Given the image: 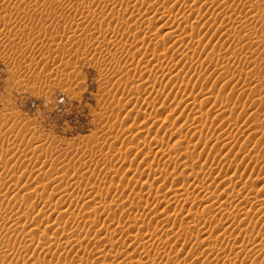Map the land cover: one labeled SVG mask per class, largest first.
Returning <instances> with one entry per match:
<instances>
[{"label":"rangeland","instance_id":"obj_1","mask_svg":"<svg viewBox=\"0 0 264 264\" xmlns=\"http://www.w3.org/2000/svg\"><path fill=\"white\" fill-rule=\"evenodd\" d=\"M98 1L101 0H90L92 7L82 10L73 7L76 0H0V186L6 192V197L0 198V223L12 217L23 228V232L15 226L0 229V264H39V251L46 254L50 264H66L60 263L55 252L65 242L63 248L76 254L75 264H108L111 260L97 258L95 237L102 242L112 237L120 246L134 233L154 231L169 240V247H142V242L137 241L135 246L121 247V251H127L128 264L144 260L158 264L162 255L168 254L169 264H264V248L249 251L252 236L244 222L236 225L234 234L221 235L231 221L221 213L214 214L219 200L231 197L239 202L240 209L264 219V0H173L167 11L163 0H117L123 6L114 13L102 8ZM113 1L116 0H104L106 4ZM164 17L178 20L176 24L182 21L184 29L174 24L175 30L166 31L162 26ZM113 29L119 30L122 38ZM138 45L163 50L157 51L161 56L166 51L176 60L187 55L185 68L180 66L186 71L180 78L188 89L186 93L193 95L202 89L211 96L202 119L205 121L215 110L226 115L223 122L206 131V138L200 140L186 128L179 132L189 111L175 103L176 90L161 91L166 82L162 79L176 71L166 66V73L152 74L145 55H138L135 49ZM157 62H151L150 67ZM139 70L143 71L140 80ZM157 87L161 94L165 92L164 97L157 96ZM167 94L175 102L162 113ZM146 110L154 113L153 119L140 117L138 112ZM165 115L169 116L168 123L162 126ZM150 127L160 130L157 139L163 148L171 144L185 152L187 145L200 144L198 149L192 148L194 153L191 150L185 156L179 152L159 156L155 153L157 147L150 146L151 153L136 160L141 146L153 138L147 133ZM172 131L179 134L176 132L178 137L168 143L166 139ZM229 133L232 142L225 144ZM123 157L126 162L122 163ZM172 161L180 164L178 170L163 173L153 186L155 190L161 184H183L188 188L190 182L177 183L176 179L189 173L192 181L197 176L200 183L211 181L209 193L200 195L184 209L174 204L169 209L171 223H164L166 214L160 209L157 216L137 224V228L131 227L128 233L129 229L123 228L128 214L119 210L111 214L104 207L113 206L119 193L136 199L138 210L153 205L152 194L145 192L150 187L136 182L128 173L130 169H147L145 174L150 175L155 166ZM151 168L154 169L149 171ZM92 184L99 191L80 202L79 195ZM12 193L20 194L21 201L12 198ZM45 197L58 202L60 210L55 213L48 205L42 209ZM174 212L179 215L174 217ZM103 213L112 220V228L100 237V224L87 225V220ZM200 218L209 222L208 227L197 224ZM48 224L53 227L48 228L50 231L46 229ZM35 227H39L37 233ZM64 231L74 234L64 238ZM83 240L85 246L80 244ZM210 245L231 253L226 258L208 253ZM9 246L16 248L8 250Z\"/></svg>","mask_w":264,"mask_h":264},{"label":"bare ground","instance_id":"obj_2","mask_svg":"<svg viewBox=\"0 0 264 264\" xmlns=\"http://www.w3.org/2000/svg\"><path fill=\"white\" fill-rule=\"evenodd\" d=\"M146 1H148V2H150L151 0H145V2ZM164 2H162V3H164L165 4V10H166V8L168 7V6H170V2L171 1H173V0H163ZM175 1V0H174ZM73 2V1H72ZM71 2V3H72ZM180 2V1H179ZM194 2V1H193ZM197 2V1H196ZM47 3V2H46ZM91 3L92 2H90V0L88 1V0H76V4H74V6L73 7H75V8H77V9H82V10H88V9H90L92 6H90L91 5ZM161 3V4H162ZM180 3H182V0H181V2ZM187 3V2H186ZM186 3H184L183 2V4L185 5ZM98 4H102V5H100L102 8H104V9H108V10H110V11H112V13H114V10L116 9V8H121V6H123L122 5V3L120 4L117 0L116 1H113L112 3H109V4H106L105 2H104V0H103V2H102V0L101 1H98ZM127 4V3H126ZM172 4V3H171ZM226 4V3H225ZM71 5V4H70ZM73 5V4H72ZM94 5V4H93ZM187 5V4H186ZM196 5V4H195ZM162 6H164L163 4H162ZM192 7H193V5H191ZM197 6H198V3H197ZM196 6V7H197ZM235 6V5H234ZM72 7V6H71ZM187 7V6H186ZM188 7H189V5H188ZM194 8V7H193ZM163 9V8H162ZM169 9V8H168ZM167 9V10H168ZM197 9V8H196ZM195 9V10H196ZM201 9V8H200ZM166 10V11H167ZM187 11L189 10L188 8L186 9ZM163 11H164V9H163ZM170 11V10H169ZM184 11V10H183ZM200 11V10H199ZM48 12V11H47ZM165 12V11H164ZM213 12V11H212ZM189 13V12H188ZM190 13H193V12H190ZM184 14V13H183ZM116 15V14H115ZM135 15V14H134ZM141 15V14H140ZM159 15V14H158ZM136 16V15H135ZM135 16H133V15H130V17H135ZM167 16V15H166ZM242 16V15H241ZM115 17V16H114ZM117 17V16H116ZM122 17H123V15H122ZM156 17V16H155ZM168 17V16H167ZM181 17V16H180ZM184 17V16H183ZM183 17H182V19H183ZM185 17H188V16H185ZM118 18V17H117ZM165 18V17H164ZM193 18V17H192ZM232 18H235V17H232ZM121 20V22H122V18L120 19ZM125 20V19H124ZM135 20H138L137 18H135ZM164 20V22H163V24H162V26L165 28V30L166 31H169V30H171L173 27H174V24L177 26V28H181L182 27V21H180L181 23H175V22H177L178 20H176V21H173V19H172V21L170 20V19H167V18H165V19H163ZM185 20V19H184ZM134 21V20H133ZM154 21V20H153ZM187 21V20H186ZM186 23V22H185ZM184 23V24H185ZM147 24V23H146ZM155 24V23H154ZM188 24H189V22H188ZM211 24V23H210ZM192 25V24H191ZM233 25V24H232ZM101 26V25H100ZM141 26V25H140ZM184 26V25H183ZM190 26V25H189ZM74 27V26H73ZM87 27V26H86ZM104 27H107V26H104ZM185 27V26H184ZM153 28V27H152ZM193 28V27H192ZM174 30H175V28H173ZM182 29H184L183 27H182ZM194 29V28H193ZM142 30V28H139L138 29V31H141ZM163 30V29H162ZM174 30H173V33H175L174 32ZM192 30V29H191ZM195 30V29H194ZM253 30V29H252ZM188 31V29H186V31H185V33H188L187 32ZM75 32V31H74ZM123 32V31H122ZM131 32V31H130ZM194 32V31H193ZM219 32V31H218ZM230 32V31H229ZM106 33V32H105ZM113 33H117V34H119L120 32H119V30H116V29H113ZM198 33V32H197ZM228 33V32H227ZM121 34V33H120ZM172 34V33H171ZM178 34H180V33H178ZM177 34V35H178ZM228 35V34H227ZM259 35V34H258ZM140 36V35H139ZM174 36H176V35H174ZM182 36V35H181ZM197 36H199V35H197ZM250 36V35H249ZM176 37H178V36H176ZM180 37V36H179ZM121 38H122V34H121ZM125 38V37H124ZM173 38V37H172ZM141 39H143V37L141 38ZM176 39V38H175ZM179 39V38H178ZM236 39V38H235ZM89 40V39H88ZM122 41H120L121 43H122V45H123V47H124V45H125V43L123 42V39H121ZM193 40V39H192ZM194 40H195V38H194ZM237 41V40H236ZM103 42V41H102ZM127 42V41H126ZM134 42V41H133ZM197 42H199L198 40H197ZM143 43V42H142ZM200 44V43H199ZM198 44V45H199ZM119 45V44H118ZM230 45V44H229ZM117 46V45H116ZM175 46V45H174ZM125 47H126V45H125ZM202 48V47H201ZM138 52H139V54L138 55H140V53H141V55H145V56H143V57H146V59H147V61H145V62H147L148 64H147V69H150L149 71L152 73V74H158L159 75V73H161V74H164V72H165V70H166V66H169L170 68H171V70L172 69H174V71H176V73L174 74V75H168V77L166 76L167 74H165V78L164 79H162V81L164 80L165 81V79H166V82L164 83V85L162 86V88L160 87L162 84H160V83H158L159 84V87L161 88V89H163V90H161V91H165V90H167V89H169L170 91H172L173 92V90H176L177 92H176V95H177V98H175V100H176V102L174 101V99H172V98H170V96L167 94L166 95V98H164L163 99V107H161L162 109L160 110V112H162V113H165L166 112V108L169 106V105H171L172 103H173V101L175 102V103H177L178 105H181V106H184V107H182V108H185V110H188L189 111V113H188V117H187V120H186V122H185V124H183L181 127H180V129H179V132L180 133H182L183 131H184V128H186V129H188L189 131H192L193 132V134H194V136H196V137H198L200 140H201V138L202 139H204V138H206V131L208 130V129H210L211 128V126L213 125V124H215L216 125V123H220V122H223L224 121V118H225V116L226 115H224V113L222 112V113H218V112H216V110L215 111H212L213 113H212V115L210 114L209 115V117H211V116H213V117H211L212 119L210 120L209 119V117L208 116H206L207 117V119L204 121L203 119H202V116L204 117L205 115H204V113L206 112L207 113V107L208 106H210V100H211V96H210V93L209 92H207V91H204V90H199L198 89V91H196L193 95L191 94V95H189V94H187L186 92H188V89L186 88V85L184 86L183 85V81H180V78L182 77V76H184L185 75V72L183 71V69L182 68H180V66L181 65H183L182 67L183 68H185L184 67V65H185V63L187 62V61H189L188 60V57H187V55H185L183 58H181V59H179V60H176V59H174L173 57H169L168 56V54L166 53V51H165V54H162V56L160 55V54H158L159 52H161L162 53V51H159L157 48L156 49H154V50H150L149 49V47H148V45L145 47V46H142V45H138L137 46V48H135ZM166 50V49H165ZM157 51H159V52H157ZM245 51V50H244ZM114 52V51H113ZM164 52V51H163ZM231 52H233V51H231ZM134 55V54H133ZM151 55V56H150ZM172 56V55H171ZM234 56V55H233ZM133 58V57H132ZM224 58V57H223ZM162 59H164V61L162 62L161 60ZM192 59V58H191ZM222 59V58H221ZM230 59V58H229ZM161 62H160V61ZM217 60V59H216ZM218 60H220V59H218ZM157 62V61H159V62H157L156 64H154V65H152V67H150V65H151V62ZM191 61V60H190ZM228 61V60H227ZM226 61V62H227ZM219 62V61H218ZM229 63H230V60H229ZM150 64V65H149ZM187 64V63H186ZM226 64V63H225ZM125 65V64H124ZM140 65V64H139ZM144 66H146V65H144ZM227 66H228V64H227ZM168 67V68H169ZM122 67H120L119 66V69H121ZM146 68V67H145ZM127 69H128V66H127ZM226 70V69H225ZM168 71H170V70H168ZM103 72V71H102ZM138 72V71H137ZM136 72V73H137ZM141 72H143V71H141V70H139V72H138V76L137 75H135V76H137L138 77V80H140L139 79V77H141V76H143V75H141ZM154 72V73H153ZM172 72V71H171ZM147 73V72H146ZM166 73V72H165ZM141 75V76H140ZM137 77H135V79L137 78ZM133 78H134V76H133ZM144 78V77H143ZM142 79V78H141ZM146 79V78H145ZM150 79H152V78H150ZM132 80V79H131ZM134 81V80H133ZM136 81H137V79H136ZM143 81V79L140 81V82H142ZM161 81V80H160ZM159 81V82H160ZM163 81V82H164ZM155 82V81H154ZM162 83V82H161ZM128 84V83H127ZM159 87H157V88H159ZM160 88L158 89V90H156V92H158V94H157V96L158 95H162V94H164L165 92H162V94H161V92H160ZM224 88V87H223ZM134 89V88H133ZM187 90V91H186ZM226 90V89H225ZM224 92V91H223ZM223 92H221V93H223ZM221 95H223V94H221ZM163 96V95H162ZM165 96V95H164ZM163 96V97H164ZM174 98V97H173ZM172 99V100H171ZM144 100H147V97H146V99H144ZM149 102V101H148ZM217 103V102H216ZM148 104V103H147ZM225 104V103H224ZM130 105V104H129ZM230 105V104H229ZM126 106V105H125ZM138 106V105H137ZM173 106V105H172ZM226 106V105H225ZM228 106V105H227ZM170 107V106H169ZM215 107V106H214ZM217 107V106H216ZM222 107H220V109H221ZM229 108V107H228ZM230 108H232V107H230ZM229 110V109H228ZM231 110V109H230ZM134 113V112H133ZM161 113V114H162ZM138 114L140 115V117L142 116V117H144L145 118V120H147V118H148V120H150V119H153L154 117V113L153 112H151V111H148V110H146V111H140V112H138ZM236 114V113H235ZM235 116V115H234ZM161 119V118H160ZM168 119H169V116H164L163 117V119H162V121H161V124H162V126H166L167 125V123H168ZM179 120V119H178ZM146 122V121H145ZM147 123V122H146ZM145 123V124H146ZM170 123V122H169ZM144 124V125H145ZM176 124V123H175ZM134 125H136V124H134ZM223 126V125H222ZM230 126H232V125H230ZM214 127V125L212 126V128ZM139 128V127H138ZM137 130H139V129H137ZM213 130V129H212ZM160 131V130H159ZM158 131V129H155L154 127H150L148 130H147V133H148V135H150L151 137H153L150 141H149V143H146V144H144L143 146H141V148H140V152H139V154L136 156V160H140V156H142V158H143V156H145V155H147V154H149V153H151L150 151L152 150L151 148H150V146H153V148H154V146L155 147H157V151L155 152L157 155H159V156H166L167 154H172L173 152L174 153H176V152H179V154H181V155H183V156H185V155H188V153L192 150V148H194L196 145H194V147L192 146V145H187L186 147H185V152H182V150L183 149H180L178 146L177 147H174V146H170V145H168V148L166 147H164L163 148V146H161L160 145V143H162L161 141H159L158 139H157V135H158V133H160ZM230 131V130H229ZM144 132V131H143ZM176 132H178V131H176ZM176 132H171L170 133V135H169V137H168V139H166V140H168V143L170 142V141H172V139H175L176 137H178V135H176L177 133ZM179 132H178V134H179ZM139 133V132H138ZM192 134V133H191ZM228 135V134H227ZM227 135H225V136H227ZM223 136V135H222ZM209 137V136H208ZM218 137V136H217ZM216 137V138H217ZM232 136H230V133H229V137H227V138H225L224 140H225V144H227V143H229L230 141H231V139H233V137L231 138ZM136 138V137H135ZM158 138H159V135H158ZM161 138V137H160ZM195 138V137H194ZM224 138V137H223ZM133 138L131 137V140H132ZM165 139V138H164ZM191 139V138H190ZM126 140H129V138L128 139H126ZM161 140V139H160ZM178 140H179V138H178ZM221 140V139H220ZM133 141V140H132ZM131 141V142H132ZM177 141V140H176ZM127 142V141H126ZM131 142H129V143H131ZM184 142V141H183ZM232 142V141H231ZM32 143V142H31ZM132 143H134V142H132ZM204 143V142H203ZM200 144V143H199ZM199 144H197V146L199 145ZM219 144V143H218ZM35 145H36V143H35ZM34 145V146H35ZM130 145V144H129ZM166 145V144H165ZM173 145V144H172ZM37 146H39V145H37ZM42 146V145H41ZM160 146V147H159ZM197 146H196V148H197ZM245 146V145H244ZM247 147V146H246ZM184 148V147H183ZM224 148V147H223ZM42 149V148H41ZM151 149V150H150ZM198 149V148H197ZM112 150V149H111ZM113 150H115V148L113 149ZM118 150V149H117ZM116 151V150H115ZM184 151V150H183ZM193 151V150H192ZM220 152V151H219ZM115 153V152H114ZM117 153H118V151H117ZM120 153V152H119ZM193 153H194V151H193ZM156 155V156H157ZM180 155V156H181ZM190 155H191V153H190ZM158 156V157H159ZM51 158V157H50ZM124 158V159H123ZM123 158H121V161H122V163L123 162H126V160H125V157H123ZM176 158V157H175ZM185 158H187V156L185 157ZM192 158V157H191ZM134 159V160H135ZM171 159V158H170ZM120 161V162H121ZM129 161H130V159H129ZM257 162V161H256ZM259 162V161H258ZM127 163H129V162H127ZM131 163V162H130ZM133 163V162H132ZM167 163V162H166ZM235 164V163H234ZM179 165L180 164H178V163H176V161L175 162H168L167 164H163V165H158V166H155L156 168L153 170L152 168L149 170V171H152L151 173H150V175H146L145 174V172H147L146 170L145 171H138V169H130L131 171H129V173L128 174H130L131 176V178L132 179H135L136 180V182L137 181H140V183L142 182V184L144 185V186H148L147 188H149L147 191H145V192H150V194H152V198H154V203H152L153 205H151V206H149L148 208H146V209H144V210H141V209H139L138 210V208H137V206L138 205H135L137 202H135L136 201V199H135V201H134V199H133V197L132 196H130L129 194L127 195V196H123V194H121V193H119V195L118 196H120V197H118L117 198V200H116V202H115V204L113 205V206H110V204L109 205H107L106 207H104V208H106V212L108 211L109 213H116V211H118L119 210V212H126L127 214H128V217L126 216V218L128 219V222H127V224L125 225V227H123L124 226V224H123V226H122V224H121V226L123 227V228H126L127 230H128V233H130L132 230H131V227H133V226H136L137 224H139V223H141V224H143V222L146 220V219H148L149 217H151V216H157V213L159 212V210L160 209H163L164 211H165V216H166V219L165 220H163L164 221V223L166 222V221H170L172 218H173V215L172 214H169L170 212H169V209L171 208V207H173L174 206V204H176V205H178V206H182V208L181 209H184L183 207L184 206H186V205H191L192 203H195L196 201H197V197H200V195H206V194H208L209 193V191H210V189L212 188V182L211 181H205V182H203V183H200V182H198V176L195 178V180H193L192 181V174H190L189 175V173L187 174H181L178 178L179 179H176V181H177V183H178V181L179 182H190V185H189V187L188 188H185L184 186H183V184L180 186V185H176V186H166V185H163V184H161V185H158V187H156L157 189L155 190V188H153V186L155 187V184L158 182V179L159 178H161L160 176L163 174V173H167V172H172V171H176V170H178V168H179ZM27 166V165H26ZM36 166V165H35ZM236 167V166H235ZM35 168V167H34ZM196 169V168H195ZM16 171V170H15ZM23 171V170H22ZM203 172H206V170L205 171H203ZM17 173V172H16ZM176 173V172H175ZM192 173H194L193 171H192ZM227 173V172H226ZM125 174H127V173H125ZM209 174V173H208ZM261 174V173H260ZM178 175V174H177ZM212 175H214V173L212 174ZM168 176V175H167ZM203 176H204V174H203ZM208 177V176H207ZM214 177V176H213ZM164 178V177H163ZM193 178V179H194ZM200 178V177H199ZM197 179V180H196ZM217 179H219V178H217ZM230 180V179H229ZM164 181V180H163ZM39 182V181H38ZM135 182V183H136ZM229 182V181H228ZM133 183V182H132ZM169 183V182H168ZM177 183H175V184H177ZM141 184V185H142ZM180 184V183H179ZM189 184V183H188ZM15 185V184H14ZM5 186V185H4ZM18 186V185H17ZM145 187V188H146ZM165 187H167L166 189H165ZM72 188V187H71ZM78 188V187H77ZM135 189V188H134ZM15 190H17V189H15ZM36 190V189H35ZM39 190V189H38ZM146 190V189H145ZM239 190V189H238ZM5 190H3L2 189V185L0 186V198L2 197V196H5L6 197V192H4ZM73 191V190H72ZM99 190H98V186L96 185V184H92V186L88 189L87 188V190H84L82 193H81V195H79L80 196V202H82V203H84V201H86V200H89L90 198H91V196H92V192H95L96 194H97V192H98ZM245 191V190H244ZM15 192V191H14ZM124 194H125V192L126 191H122ZM212 192V191H211ZM33 193V192H32ZM100 193V192H99ZM243 193V192H242ZM11 194V193H10ZM13 194V196H12V198L13 197H15V199L16 200H20L19 198V195L20 194H16V193H12ZM35 194V193H34ZM78 194H80V192L78 193ZM78 194H77V197H78ZM118 194V193H117ZM132 194V193H131ZM145 194V193H144ZM144 194H141L142 195V197H144L145 195ZM7 195H9V194H7ZM99 195V194H98ZM137 195V194H136ZM144 195V196H143ZM148 195V194H147ZM11 196V195H10ZM74 196V195H73ZM94 196V195H93ZM92 196V197H93ZM8 197V196H7ZM51 197V196H50ZM49 197V198H50ZM46 198V197H45ZM52 198H54V197H52ZM79 198V197H78ZM140 198V197H139ZM148 198V197H147ZM147 198H145V201H147L146 199ZM9 199V198H8ZM47 199V198H46ZM1 200V199H0ZM47 200H49V199H47ZM47 200H43L42 201V203H41V206L40 207H42V209L45 207V205H48L47 207H50V209H54V212L55 211H59L60 210V206H58L57 205V203H53V202H51V201H53L54 199H52V200H49V202L47 201ZM138 200V199H137ZM21 201V200H20ZM56 201V200H55ZM54 201V202H55ZM152 201V200H151ZM151 201H150V204H151ZM212 201V200H211ZM77 202H78V200H77ZM96 202V201H95ZM259 202H261V201H259ZM86 203V202H85ZM92 203V202H91ZM149 203V202H148ZM200 203V202H199ZM239 202H237V200L236 199H234V198H231V197H224V198H221L220 200H219V202L217 203V206H215V213L214 214H219V213H221L222 215H224L225 217H227L226 218V220H230L231 222V224H230V227H229V229L227 228H223L224 230L222 231L224 234H221V235H225V234H228L227 232H229L230 234L233 232V234H234V232H235V230H236V225L237 224H241L242 222H244V224H245V230H248L249 232H250V234L249 235H251L252 236V247L249 249V251L250 252H258L259 250H261L262 251V249L264 248V219H262V218H260V217H258V215L257 214H255V213H246L243 209H240L239 207V204H238ZM0 204H1V202H0ZM63 204H64V201H63ZM63 204H61V208H62V205ZM79 204V203H78ZM209 204V203H208ZM256 204V203H255ZM260 204V203H259ZM212 205V204H211ZM215 205H216V203H215ZM70 206V205H69ZM80 206H81V204H80ZM210 206V205H209ZM262 206V205H261ZM63 207H64V205H63ZM91 207V206H90ZM164 207V208H163ZM177 207V206H176ZM188 207V206H187ZM213 207V206H212ZM259 207H260V205H259ZM1 209L3 208V204H1V207H0ZM35 208V207H34ZM137 208V209H136ZM141 208H142V206H141ZM42 209H40V210H42ZM65 209V208H64ZM95 210V209H94ZM83 211V210H82ZM104 211V210H103ZM189 211V210H188ZM68 212H69V210H68ZM259 212V211H258ZM56 213V212H55ZM58 213V212H57ZM175 213V212H174ZM177 213V212H176ZM175 213V216L174 217H176V216H178L179 215V213L178 214H176ZM184 213H185V211H184ZM65 214V213H64ZM73 214V213H72ZM105 213H103L102 215H100V216H97V217H95L94 216V218H89L88 220H87V225L89 224V225H96V224H100V226H99V228L97 229L98 231V233L97 234H99V236L101 237V234H107V233H109V232H111V228H112V220L110 219H108V214H105ZM119 214V213H118ZM117 214V215H118ZM44 215H45V213H44ZM65 215H68L67 213L65 214ZM171 215H172V217H171ZM184 215V214H183ZM193 215V214H192ZM43 216V215H42ZM115 216V215H114ZM161 216V215H160ZM163 216V215H162ZM165 216H164V218H165ZM117 217V216H116ZM204 217V216H203ZM110 218H112V217H110ZM150 219V218H149ZM159 219V218H158ZM204 218H200L198 221H197V224H199V225H203L204 227H208V225H209V222L207 223V221H206V219L205 220H203ZM126 220V219H125ZM125 220H123L124 222H125ZM190 220V219H189ZM163 221H161V223H163ZM172 221V220H171ZM171 221H170V223H171ZM195 220L194 221H192V222H196ZM19 222L20 221H16V219H13L12 217H10V218H8L7 220H5L4 222H2V223H0V229H4V228H6L7 229V227H16V230H18V231H22L23 232V228L22 227H20L19 226ZM85 222V221H84ZM115 222V221H114ZM154 222V221H153ZM44 223V222H43ZM118 223V222H117ZM126 223V222H125ZM145 223V222H144ZM159 223H160V221H159ZM189 223V222H188ZM190 224V223H189ZM140 225V224H139ZM28 226V225H27ZM40 226V225H39ZM195 226V225H194ZM203 226L201 227V228H203ZM56 227V226H55ZM92 227V226H91ZM138 226H136V228H137ZM228 227V226H227ZM36 228V227H35ZM41 228V227H40ZM48 228H53L52 227V225H47L46 226V229L48 230ZM39 229V227H37L36 229H35V232L37 231ZM45 229V230H46ZM145 229V228H144ZM209 229V228H208ZM238 229V228H237ZM31 230V229H30ZM41 230H43L42 228H41ZM41 230H39L40 231V234H41ZM125 230V229H124ZM131 230V231H130ZM163 230V229H162ZM204 230V229H203ZM44 231V230H43ZM48 231H50V229L48 230ZM73 231V230H72ZM72 231H64L65 233H64V238H65V236H66V238H71V236H72V234H74ZM130 231V232H129ZM221 231V230H220ZM219 231V232H220ZM34 232V231H33ZM203 232V231H202ZM222 232H220V233H222ZM37 233V232H36ZM36 233H35V235H36ZM163 233V232H162ZM63 234V233H62ZM173 234V233H172ZM232 234V235H233ZM161 235V233H159L158 231H154V232H152V233H149V234H135L134 233V235H131L130 237H129V240H128V242L126 243V240H125V242H123V243H121L120 244V246H119V244H117V243H119V242H115V240H113V238L111 237V238H109L108 240H106L105 242H102L99 238H96L95 237V241H94V246L96 247V248H98V254H97V258H100V260L101 261H109V260H111V262H107L108 264H128V254L126 253V252H124V250L123 251H121L122 249H121V247H123L124 248V246H126V247H128V246H132L134 243H137V242H142V247L144 246H148V247H151V248H153V247H159V249H160V246H162L163 248L166 246L167 247V245L170 243L169 242V240L168 241H165L164 239H163V237H161L160 236ZM177 235V234H176ZM185 235V234H184ZM37 236V235H36ZM166 236V235H165ZM22 237V236H21ZM75 237H77V235H75ZM94 237V236H93ZM228 237V236H227ZM127 238V237H126ZM224 238V237H223ZM31 239V238H30ZM34 239V238H33ZM82 239H85V238H82ZM125 239V238H124ZM27 240V239H26ZM25 240V241H26ZM66 240H68V239H66ZM65 240V241H66ZM80 240V239H79ZM88 240V239H87ZM185 240V239H184ZM64 241V240H63ZM69 241V240H68ZM137 241V242H136ZM199 241V240H198ZM62 242V241H61ZM77 242H79V241H77ZM93 242V241H92ZM60 243V242H59ZM58 243V244H59ZM64 243V242H63ZM66 243V242H65ZM64 243V244H65ZM33 244V243H32ZM58 244H56V245H58ZM62 244V243H61ZM64 244H62L61 246H62V248H58V249H55V252H57V254H58V259L59 260H61V262L60 263H66V264H75L76 263V254L73 252H69L68 250H69V248H68V250H66L67 249V247H65V248H63L64 246ZM81 246H85L86 245V240L84 241H82L81 243ZM24 245H25V243H24ZM122 245V246H121ZM128 245V246H127ZM138 245V244H137ZM141 245V244H140ZM199 245V244H198ZM201 245V244H200ZM207 245V244H206ZM209 245V244H208ZM58 246H60V244L58 245ZM130 246V247H131ZM133 246H135V245H133ZM197 246V245H196ZM214 246V245H213ZM235 246V245H234ZM10 248L8 249V250H12L13 248L15 249L16 247L15 246H9ZM24 247H26V245L24 246ZM80 247V246H79ZM141 247V248H142ZM169 247V246H168ZM167 247V248H168ZM211 247V249L209 250L208 248H210ZM210 247H208L206 250H208V253L209 252H213V254L214 253H217L218 255H219V257L220 256H222V255H224V257L225 256H229V253H231V252H228V250H223V248L221 249L220 247L219 248H216V246H214L213 248H212V246L210 245ZM243 247V246H242ZM129 248V247H128ZM166 248V249H167ZM194 248V247H193ZM229 248V247H228ZM238 248V247H237ZM241 248V247H240ZM245 248V247H244ZM18 249V248H17ZM21 249V248H20ZM125 249H127V248H125ZM242 249V248H241ZM19 250V249H18ZM48 250V249H47ZM128 250V249H127ZM153 250V249H152ZM158 251V249H155V251ZM169 250V249H168ZM232 249H230L229 251H231ZM130 251V250H129ZM128 251V252H129ZM160 251V250H159ZM158 251V253L160 254V252ZM164 251H165V249H164ZM167 251V250H166ZM165 251V252H166ZM238 251V250H237ZM141 252V251H140ZM143 252H145L144 250H143ZM151 252V251H150ZM247 252V251H246ZM260 252V251H259ZM17 253V252H16ZM45 253V252H44ZM72 255H71V254ZM131 253V252H130ZM244 253V252H243ZM37 254V255H36ZM35 255L36 256H38L37 257V261L39 262V264H50V262H49V260H47L46 259V257H45V255L46 254H44V255H42V252H38V253H36ZM53 254V253H52ZM73 254H75V255H73ZM79 254V253H78ZM156 254H157V252H156ZM165 254V253H164ZM167 254V253H166ZM262 254V253H261ZM35 255H34V257H35ZM54 255V254H53ZM69 255H71L70 256V258H69ZM136 255V254H135ZM145 255V254H144ZM161 255V254H160ZM253 255V254H252ZM256 255V254H255ZM96 256V255H95ZM130 256V255H129ZM215 256H216V254H215ZM22 257V256H21ZM155 257V256H154ZM7 258V257H6ZM145 258V257H144ZM226 258V257H225ZM229 258V257H228ZM35 259V258H34ZM81 259V258H80ZM161 263L160 262H158V264L160 263V264H169V262H170V256H169V254L168 255H162V257H161ZM31 260V259H30ZM35 260V262L36 263H38L37 261ZM63 260H65L66 262H64ZM227 260V259H226ZM34 261V260H33ZM48 261V262H47ZM50 261H52V260H50ZM63 261V262H62ZM145 261V260H144ZM138 261V262H136L135 264H154V263H151V261L149 262L148 260L147 261ZM31 261H25V264H33V263H30ZM231 262V261H230ZM233 262V261H232ZM22 263V262H21ZM81 263H82V261H81ZM185 263V262H184ZM52 264V263H51ZM171 264V263H170Z\"/></svg>","mask_w":264,"mask_h":264}]
</instances>
